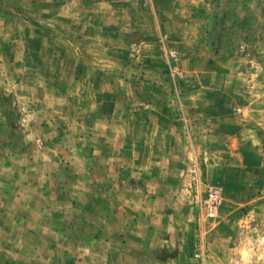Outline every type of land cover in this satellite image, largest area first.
Wrapping results in <instances>:
<instances>
[{"label": "rangeland", "instance_id": "obj_1", "mask_svg": "<svg viewBox=\"0 0 264 264\" xmlns=\"http://www.w3.org/2000/svg\"><path fill=\"white\" fill-rule=\"evenodd\" d=\"M156 118L190 264H264V0H0V264L120 263L100 188L144 184L120 151Z\"/></svg>", "mask_w": 264, "mask_h": 264}, {"label": "crops", "instance_id": "obj_2", "mask_svg": "<svg viewBox=\"0 0 264 264\" xmlns=\"http://www.w3.org/2000/svg\"><path fill=\"white\" fill-rule=\"evenodd\" d=\"M182 36L185 38L186 35L182 33ZM126 127L132 133L126 137L120 152L132 166H125L118 177L122 182L137 178L144 184L116 188L105 185L100 188L105 199L101 210L106 211V206L107 211L108 206L111 210L116 209V217L101 219L102 241L122 244L117 248L120 263L116 264H190L189 253L193 246V225L187 219L190 209L178 197L177 185L181 177L176 169L171 170L174 167L172 147L179 144L177 133L175 129L172 132V124L157 118L150 122L133 121ZM233 140L235 143L238 139L234 137ZM222 153L220 149L216 156L221 159ZM227 160L221 164L223 167L219 165L216 168L222 170L226 166L231 171L239 164L233 157ZM170 209L178 210L176 216L168 212ZM112 222L117 231L106 234L105 229Z\"/></svg>", "mask_w": 264, "mask_h": 264}, {"label": "built area", "instance_id": "obj_3", "mask_svg": "<svg viewBox=\"0 0 264 264\" xmlns=\"http://www.w3.org/2000/svg\"><path fill=\"white\" fill-rule=\"evenodd\" d=\"M220 196V189L217 187H210L207 191L205 198L202 200V206L205 208L207 213L213 214ZM205 248L203 245H200L197 252L195 253V257L201 260L200 264H205Z\"/></svg>", "mask_w": 264, "mask_h": 264}]
</instances>
